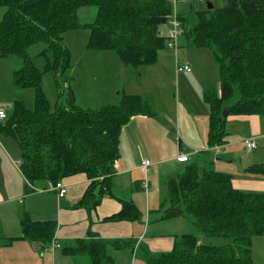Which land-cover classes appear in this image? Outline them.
Masks as SVG:
<instances>
[{
  "label": "trees",
  "instance_id": "obj_1",
  "mask_svg": "<svg viewBox=\"0 0 264 264\" xmlns=\"http://www.w3.org/2000/svg\"><path fill=\"white\" fill-rule=\"evenodd\" d=\"M220 1V8L208 10L203 0H190L185 17L175 13L171 0H0L5 8L0 20V59H20L21 68L13 71V86L33 91L32 109L14 101L11 113L0 122V134L11 138L19 149L18 169L25 189L83 175L89 183L74 207L95 209L103 197L111 195L122 128L132 117L155 116L151 98L123 91L116 104L76 107L69 74L71 54L63 41L69 31L87 30V50L113 52L123 67L140 77L138 70L154 65L158 52L166 48L167 35L161 34L160 27L170 29L175 16L178 37H185L188 48L210 49L218 68V88L203 93L209 106L208 148L226 143L228 117L260 116L264 126V0ZM90 6L96 9L94 21L78 22L77 11ZM36 44H45L37 57L44 60L40 67L28 54ZM45 74L54 80L57 100L53 105L42 88ZM202 163L199 159L187 163L166 181L160 204V221L188 216L196 233L175 236L167 252L152 253L143 247L146 264H253L252 239L264 235V191L237 190L230 175ZM247 172L264 179L263 165H252ZM141 218L137 206L124 201L104 221ZM20 227L21 235L9 240L24 239L42 247L56 243L54 221H32L24 214ZM201 236L222 242H200ZM130 245L133 250L131 241L91 235L62 247L61 253L84 256L89 264H114L110 250Z\"/></svg>",
  "mask_w": 264,
  "mask_h": 264
},
{
  "label": "crops",
  "instance_id": "obj_2",
  "mask_svg": "<svg viewBox=\"0 0 264 264\" xmlns=\"http://www.w3.org/2000/svg\"><path fill=\"white\" fill-rule=\"evenodd\" d=\"M162 29L160 28V32ZM168 29L169 26L162 35L166 36ZM87 39L88 34L84 43V48H86ZM177 50L178 39L177 47L174 51L175 59L177 57ZM105 55H107L110 60L114 59L112 54L106 53ZM168 57H170L169 53ZM112 64V69L115 71V75L119 81L118 84L115 85L112 94H114V91H117V97H119V93L123 91L126 94L140 95L141 93L137 91L142 92V90H144V85L149 92L163 91L162 103L164 109L161 115L159 116L158 104L153 101L155 108L154 117H132L122 128L119 136V157L114 162V174L110 180L111 195L103 197L101 203L91 211L85 208L74 207L81 199L89 183L83 175L73 176L62 181L67 188V194L63 198H57L53 191L45 190L41 192L47 185H38L37 187L39 189L37 188L36 190H26L25 182L21 174L22 179L18 176L15 179L12 178L9 184L0 183V212L4 219L3 221L0 217V226L3 227V229L0 230L3 234V237L0 239V264H37L38 258L44 260L42 264H70L68 260L72 261L74 264H89L88 259L84 256L70 257L63 255L61 253V248L72 245L76 239H87L91 235L104 240L131 241L132 244H134L133 250H131V245L114 251L110 250L114 257V264H122V262L135 264L137 258L144 260L142 257L143 247L152 253L170 251L173 246L174 237L182 235L183 233H179L180 231L176 228H166V230L170 232L159 230V233L155 235L151 234V223L148 217L150 213L149 203L151 196H154L155 193L152 192L150 195V191L156 190V188L150 189L149 178L152 180L153 176H156V169L158 168L161 170L163 167L164 172L162 173L164 175L162 173L158 174L159 180L165 178L164 181L160 183L163 190L159 189V193L163 191L165 195V185L168 176L172 175V173H176V176L185 168L187 163L199 159L201 162L204 161V163H202L203 166H207L210 170L214 171L213 161L218 159L217 155L219 153H217L215 159H213L212 151L219 152L221 150H228V154L230 155H228L224 163L229 166L232 165L230 156L236 153L233 149L229 150L233 148L232 145H227L226 147L228 143H225L222 146H214L212 148H208L207 146L209 106L203 100V83H200L199 87L197 85L195 93L191 92L190 95L191 103H195L198 107L195 113L192 114L191 119L193 133H190V135L186 137L181 133L180 125L182 122L180 114H178V116L176 115V119H173L174 106L177 104V101L174 102L172 98V100L168 99L165 82L159 81L160 78L153 75L150 79V82L153 81L151 84L147 82V80L145 81L144 73L146 72H141L142 81L143 79L144 81L139 84L141 86H135V83H133L130 78V69L128 70V68L123 67L120 62L116 60L112 61ZM184 66H188L190 71H177L179 67L182 68ZM143 67H157L160 70V74L162 76L164 75L161 61L157 60V64L155 63L154 65ZM170 68L173 74L172 66H170ZM196 69L197 68L187 63L180 66L177 60L175 61L176 78L177 80H181L188 89H191L189 84L193 85V83L199 81V72L198 70L196 71ZM216 73L218 76V68ZM130 81L133 85L132 90ZM6 87L7 85H5V88ZM216 87L218 88V86ZM181 95L179 90L180 101ZM260 119L259 116L227 118L230 122L238 121V123H242L243 126L246 127L248 136L245 137L243 141L244 145L246 140H251L255 143V148L252 149H248L245 145V158L241 160L243 164L240 166L241 173L235 175L228 174L232 177L233 187L243 192L258 193L264 191V181L262 178H250L246 176L248 167L252 165L264 166V149L260 142L258 144L256 143V140L262 138L264 135V126L262 119ZM240 128H242V126H240ZM176 134L180 137L177 138ZM180 152L187 154V162L180 163L177 161V156ZM145 161L149 162V166H143ZM218 167V171L224 170L221 169L224 165L219 164ZM237 176L238 178L236 179ZM139 189L141 190L139 191ZM140 194H145V196ZM137 196L138 201H136ZM124 201L133 202L140 212L141 208L145 207L146 215L143 216L141 220L133 222L104 221V219L117 213L121 208V203ZM7 210L11 211V213H9L10 216H14V221L11 224L9 223L10 216ZM161 213L162 212L158 210L160 216ZM24 214H27L32 221H54L56 223L54 239L59 247L52 249L53 244L48 247H42L36 242L24 239L9 240L10 238H16L21 235L20 219ZM177 218L162 221L157 219L158 221L155 222H160L162 224L165 221H176ZM185 219L186 222L184 221L182 224L186 225V228L190 230L192 224L189 219ZM10 225L11 229H8ZM5 227L11 232L10 234H6ZM7 250L10 251V256L5 254ZM13 258L15 261H13ZM11 259L13 262L6 263Z\"/></svg>",
  "mask_w": 264,
  "mask_h": 264
},
{
  "label": "rangeland",
  "instance_id": "obj_3",
  "mask_svg": "<svg viewBox=\"0 0 264 264\" xmlns=\"http://www.w3.org/2000/svg\"><path fill=\"white\" fill-rule=\"evenodd\" d=\"M174 1V9L175 13L181 14L185 17L189 15L190 11V0H171ZM205 2H210L213 5V8L217 9L222 6L220 0H203V3L199 4V7H203ZM203 4V5H202ZM5 12V8L0 6V20ZM78 22L80 23H92L95 18L96 9L93 6L84 7L77 11ZM161 34L165 33L168 26L160 27ZM87 30L79 29L74 31H69L65 33L63 36V41L65 46L70 51V60H71V68L69 70L70 76L74 79V82H71V87L75 93L76 99L74 104L76 107L82 109H95L103 105L107 104H116L119 101V97H117V91H114L112 94L115 85L118 84V78L115 75V71H113L112 61H118L116 55L113 52H98V51H89L85 47V40L87 38ZM168 41L166 44V48L159 51L157 60L161 61L163 64V72L164 75L160 74V70L157 67H142L140 68L139 74L140 77L137 76L136 72L133 69H128L130 72V78L135 86H141L139 84L143 83L142 81V73H144L145 81L150 82L151 77L154 75L157 78H160L159 81L165 82V89L167 90V97L169 100L177 101V104L174 106V115L173 119H176V115L180 114L181 116V133L182 135L188 137L190 133H193L192 129V114L195 113L197 109V105L195 103H191L190 95L191 92L195 93L196 87L203 83V90L208 88H216L219 84V79L217 76V66L213 60V53L210 49H198V48H188L186 44V39L184 36L178 37V50L177 57L175 59L174 49L168 46ZM45 44H36L31 46L28 49V54L35 59V63L38 67L42 66L44 60L41 58H37L38 54L45 48ZM169 48V49H168ZM174 50V51H173ZM106 53L112 54L114 59H109ZM168 53L170 57H168ZM161 58V59H160ZM179 63V65H183L187 63L190 66H193L199 72V81L189 84L191 89H188L186 85L181 81L177 80L175 74V61ZM157 64V62H156ZM206 64V65H205ZM22 63L21 60L17 57H8L5 59H0V109H2L6 114V119L11 113L12 104L14 101H23L25 106L28 109L33 108V91L32 90H20L13 86L12 75L13 71L21 68ZM170 66L173 68V74ZM183 74V73H181ZM181 76V75H180ZM130 84L132 85V82ZM151 84L153 81L150 82ZM5 85L7 87L5 88ZM124 86V85H123ZM42 88L45 93L48 101L53 105L57 100L55 84L51 74H45L43 76ZM133 89V85L131 90ZM179 90L181 95V101L179 96ZM141 93L140 96L152 98L153 101L158 104L159 116L161 115L163 106V91L149 92L147 87L144 85V90L137 91ZM136 95V94H129ZM139 95V94H138ZM172 98V99H171ZM62 102L65 101V96L61 97ZM261 117L259 116V119ZM261 120V119H260ZM173 123V120H172ZM242 126V128H240ZM225 130H226V147L227 145H232L233 148L229 150H234V155L230 156L232 165H226L224 161H226L228 155V150H221L219 152L212 151L213 159H215L217 153V160L213 161V170L218 171L217 168L219 164L224 165L221 169H224L222 173H227L231 175H235L237 173H241L240 166L243 164L241 160L245 158V145L243 141L245 137L248 136L246 132V127L243 126L242 123H238V121L230 122L226 120L225 122ZM234 131V132H232ZM176 137L180 136L176 134ZM261 143L264 149V135L262 138H258L256 143ZM0 183L9 184L11 183L12 178H17L19 176L22 179L20 172L18 171V166L20 164V152L17 147V144L9 137H6L0 134ZM221 162V163H220ZM154 163V162H153ZM154 165V164H153ZM229 169V170H228ZM162 170V171H161ZM160 169H156V176H153L152 180L149 178L150 189L154 187L156 190H151V193H155L154 196H151L149 203V222L151 223L150 232L152 235L159 233V230L163 232H170L167 229L176 228L180 232L179 233H196L195 228L191 225L190 230L186 228V225H183L182 222H186L189 219L191 224H193L192 218L188 216H181L177 218V220L165 221L164 223L155 222L158 221L160 215L158 214V210L160 211V204L164 202V193L163 191L159 193V189L163 190L161 182L164 181L165 178L159 180L158 174L164 172L163 167ZM163 174V173H162ZM176 173H172V175L168 176V179L171 177L174 178ZM164 175V174H163ZM246 176L250 178H262L260 174L247 173ZM176 177V176H175ZM238 176L236 177V179ZM264 181V179H263ZM155 184V185H154ZM142 186V183H141ZM38 188V187H37ZM39 189V188H38ZM141 189H139L140 191ZM145 196V194H140ZM136 201H138V196L136 197ZM138 203V202H137ZM166 205V203H165ZM142 217L146 215V208H141ZM148 212V211H147ZM7 213H11V211L7 210ZM10 216V215H9ZM0 217L3 219L2 214L0 212ZM4 221V219H3ZM14 216H10L9 223H13ZM3 227L0 226V230ZM8 229H11V225ZM5 227L6 234H10L11 232ZM187 229V230H185ZM190 231V232H189ZM20 233V230H19ZM173 233V232H172ZM3 234L0 232V239L3 237ZM200 242L206 243H216L219 244L222 241H214L211 238H207L205 236H201ZM225 242V241H223ZM3 251V249H2ZM47 252V249H46ZM7 256H10V251H5ZM252 262L253 264H264V235L255 236L252 239V250H251ZM13 261L15 259L13 258ZM12 259L7 261L6 263L13 262ZM70 264H74L72 261L68 260ZM44 260L38 258L37 264H42ZM144 260L138 259L135 264H144ZM122 264H127L122 262ZM129 264V263H128ZM146 264V263H145Z\"/></svg>",
  "mask_w": 264,
  "mask_h": 264
},
{
  "label": "built area",
  "instance_id": "obj_4",
  "mask_svg": "<svg viewBox=\"0 0 264 264\" xmlns=\"http://www.w3.org/2000/svg\"><path fill=\"white\" fill-rule=\"evenodd\" d=\"M170 24V29L167 33V41H168V46L172 49H175L176 50V47H177V39H178V23L177 21L175 20V16H173L171 22L169 23ZM177 71H186V72H189L190 69L187 67V66H184L182 68H178ZM6 120V114L5 112L0 109V122ZM245 145L248 149H252V148H255V143L254 141H251V140H246L245 141ZM177 161L180 162V163H185L188 161V156L187 154H184L182 152L179 153V155L177 156ZM143 166L144 167H147L149 166V162L148 161H145L143 163ZM45 190H48V191H53L56 193V196L57 198H63L66 196L67 194V188H66V185L62 182V181H59L55 184H50L48 183L46 187H44L42 191H45ZM59 247V245L57 243H54L53 244V247L52 249L54 248H57Z\"/></svg>",
  "mask_w": 264,
  "mask_h": 264
},
{
  "label": "water",
  "instance_id": "obj_5",
  "mask_svg": "<svg viewBox=\"0 0 264 264\" xmlns=\"http://www.w3.org/2000/svg\"><path fill=\"white\" fill-rule=\"evenodd\" d=\"M205 6L208 10H212L213 9V5L210 2H205ZM223 116L225 117L226 114L224 113ZM187 151V150H185Z\"/></svg>",
  "mask_w": 264,
  "mask_h": 264
}]
</instances>
